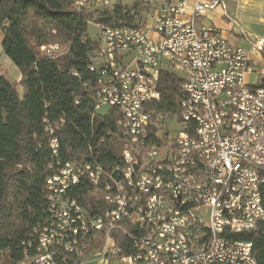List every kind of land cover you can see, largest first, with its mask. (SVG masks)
<instances>
[{
	"label": "built area",
	"instance_id": "1",
	"mask_svg": "<svg viewBox=\"0 0 264 264\" xmlns=\"http://www.w3.org/2000/svg\"><path fill=\"white\" fill-rule=\"evenodd\" d=\"M74 6L99 29L88 57L101 73L95 108L120 115L121 164L136 185L119 179L121 164L106 175L98 163L58 162L47 180V218L30 243L36 255L20 264H258L253 243L233 235L264 238V38L232 45L208 18L222 0ZM41 50L52 58L64 51ZM164 72L183 81L175 113L156 109ZM51 148L58 156L56 138ZM82 180L102 190L95 214L71 195Z\"/></svg>",
	"mask_w": 264,
	"mask_h": 264
},
{
	"label": "trees",
	"instance_id": "2",
	"mask_svg": "<svg viewBox=\"0 0 264 264\" xmlns=\"http://www.w3.org/2000/svg\"><path fill=\"white\" fill-rule=\"evenodd\" d=\"M74 3L0 0L2 49L20 71L23 88L21 95L16 85L0 78V263L20 264L36 255L30 243L47 218V180L57 173L58 162L98 163L106 175L122 162L120 115L95 108L96 76L88 60L97 47L88 36L92 15L78 11ZM113 15L124 18L119 11ZM51 44L62 46L63 54L45 55L41 48ZM182 83L172 72L162 74L158 112H178ZM54 138L58 156L51 148ZM94 193L82 180L71 195L95 214L103 204ZM261 196L264 205V182ZM233 241L252 242L258 264H264L259 231L233 235ZM128 243L122 239L123 246Z\"/></svg>",
	"mask_w": 264,
	"mask_h": 264
},
{
	"label": "rangeland",
	"instance_id": "3",
	"mask_svg": "<svg viewBox=\"0 0 264 264\" xmlns=\"http://www.w3.org/2000/svg\"><path fill=\"white\" fill-rule=\"evenodd\" d=\"M241 14V13H240ZM233 21H235V25L237 26V35L241 38L240 40H236L235 43L239 46L248 48L251 42L256 39L264 38V5L254 8L252 10H244L241 15H237L234 17ZM99 29L94 24H90L88 27V36L91 39H97ZM2 32H0L1 36ZM0 68H4L3 71L6 74L5 77L7 80L12 82L17 86L20 94H23V88L20 87L19 83L16 81L17 76H19L20 71L14 65L7 68L6 64H4L0 58ZM246 80L254 83L255 78L253 76H246ZM107 109V108H106ZM105 110V109H103ZM94 195L100 199L99 193H94ZM0 264H4L1 262ZM85 264H103L100 261L94 262H86Z\"/></svg>",
	"mask_w": 264,
	"mask_h": 264
},
{
	"label": "crops",
	"instance_id": "4",
	"mask_svg": "<svg viewBox=\"0 0 264 264\" xmlns=\"http://www.w3.org/2000/svg\"><path fill=\"white\" fill-rule=\"evenodd\" d=\"M225 4L224 9H218L213 13L208 15L211 22L219 29L223 31V34L227 37L229 42L233 45L236 40H240L239 35L233 33V21L234 17L241 15L244 10H252L259 6L264 5V0H222ZM241 13V14H240ZM4 39V34L0 36V58L4 64H6L9 70L13 66V63L5 56L2 49V42ZM4 68H0V78H6L3 71ZM21 75L17 76V82L19 83Z\"/></svg>",
	"mask_w": 264,
	"mask_h": 264
},
{
	"label": "bare ground",
	"instance_id": "5",
	"mask_svg": "<svg viewBox=\"0 0 264 264\" xmlns=\"http://www.w3.org/2000/svg\"><path fill=\"white\" fill-rule=\"evenodd\" d=\"M89 70L96 76V81H101V73H97L96 69H92L91 62L89 64ZM98 111L99 109L96 108ZM119 179H126L129 185H136V178H134V172L128 170V164H121L118 169Z\"/></svg>",
	"mask_w": 264,
	"mask_h": 264
}]
</instances>
